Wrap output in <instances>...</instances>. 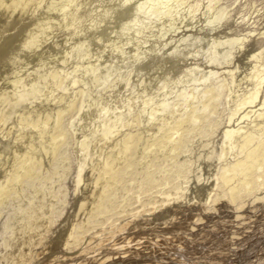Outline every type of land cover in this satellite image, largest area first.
Listing matches in <instances>:
<instances>
[{
  "label": "rangeland",
  "instance_id": "obj_1",
  "mask_svg": "<svg viewBox=\"0 0 264 264\" xmlns=\"http://www.w3.org/2000/svg\"><path fill=\"white\" fill-rule=\"evenodd\" d=\"M235 3L239 13L234 22H229L228 28L222 29L225 33L217 35L213 42H220L224 35L222 39L228 36L232 43L225 39L226 45H222L224 42L221 39L220 45L210 46L207 59H202V63L199 61L201 59L194 61L196 66L199 63L200 66H216L218 74L212 79V84L205 88L208 89L205 95L201 96L204 88L196 92L186 87L179 93L185 99V93L191 90L196 93L188 101V109L182 116L180 113H183L182 108L186 105L180 98L174 100L171 112H166L158 121L146 126L142 124L144 113L139 114L138 108L144 102V107L148 106L149 110L157 108L160 111L161 106L151 107V95L168 91L170 84L181 77L185 69L177 74L178 77L174 74L171 76L170 71L163 73L164 66L171 67L170 61L164 63L149 78L153 83H149L153 87L149 85L152 88L150 91L148 85L141 84L142 89L144 86L147 91L144 89L146 92L140 95V102L139 94H130V81L136 78L135 74L130 75V71L125 72L120 67V71L117 70L118 65L114 69L118 74L114 75L122 79L118 83L123 86L104 88L103 92L99 89L95 104L88 114H84L82 123L85 129L75 132L71 120L81 114L84 83L79 75L75 97L71 101L62 82L66 71L72 74L75 67H82L91 61L92 66L96 65L99 62L97 59L103 58V62L118 60H114L115 55L112 58L102 50L106 46L103 39L100 40L101 44L96 45L94 56H88L81 63L68 55L62 63L63 69L59 64L54 65L45 88V96L49 100L55 99L51 107L58 108L57 121L50 135L47 127L53 120L52 114H44V110H40L39 113L43 114L30 116L25 121L34 129L29 146H36L33 139L38 140L39 137L43 152L39 154L40 157H34V164L29 160L31 156L26 154L12 165L5 162L7 168L3 167L4 164L0 167L9 171L8 183L0 191V218L4 210L8 212L5 230H2L5 237L0 243V264H264V80L260 77L262 67L259 70V64L264 60V0H237ZM200 8L204 11V5ZM41 11L42 8H39L35 15L30 13L24 16L20 21V25L24 23L22 26L10 25L7 29L9 33H5L1 39L7 41L6 45L9 44L6 48L12 47L10 41ZM194 14L199 16L200 12ZM177 20L181 24L189 21L181 17ZM59 27L57 24L55 29L51 27L48 31L47 42L42 46L45 52L35 58L32 53L28 55L29 58L23 63L18 62L21 64H18L17 71L9 67V78L14 72H31L34 65L31 60L37 62L46 53L55 56L57 52L53 46L60 50L62 46L70 44L75 35L72 29L61 30ZM147 30L144 31V38L151 35ZM237 34H249L245 46L239 53H234L235 58L233 56L227 64H221L228 48L224 46L233 45ZM1 40L0 52L5 48ZM169 45L171 43L166 49L163 48L165 54L171 52ZM221 45L226 48V51L223 50L225 52L221 51L222 55L219 54V50L223 49ZM40 49L39 46L35 51ZM255 53L256 67L252 61ZM192 64L188 63L187 66ZM158 72L160 78L166 75L163 79L165 82L160 80ZM26 79V82L30 81V77ZM100 80L103 82L102 78ZM113 80L110 78V81ZM93 83L95 89V80ZM12 86L23 89L18 84ZM94 97L90 96L89 101ZM107 99L112 101L108 103ZM126 100H129L128 105H123ZM147 102L149 105L145 106ZM67 103L66 108L61 107ZM33 106L39 111V104ZM123 107H126L125 111L135 110L133 118L137 123L130 124L128 119L119 122ZM28 114L25 112V115ZM96 115L104 116L103 119L109 122L113 120V127L119 129L108 136L99 131L98 120L92 125L98 131L92 136L91 143L85 146L88 133L93 130L88 126L89 121ZM137 124H140L139 127ZM141 125L145 129L141 130ZM0 127H3L1 113ZM10 129H6L7 134H10ZM21 136L24 138L23 135L16 136L20 138L18 142L25 141ZM46 142L54 143V148L49 150ZM141 143L146 149L140 150ZM114 152L119 155L114 156ZM216 164L221 169L215 170ZM81 172L82 184L79 181ZM74 203L75 212L71 214ZM119 203L118 209L112 210ZM166 218H174L175 223L169 224ZM59 226L61 229L65 226L63 240L58 245H51V236H48L54 235ZM28 238L33 241L28 242ZM43 238H47L48 242L44 244Z\"/></svg>",
  "mask_w": 264,
  "mask_h": 264
},
{
  "label": "bare ground",
  "instance_id": "obj_2",
  "mask_svg": "<svg viewBox=\"0 0 264 264\" xmlns=\"http://www.w3.org/2000/svg\"><path fill=\"white\" fill-rule=\"evenodd\" d=\"M236 1L237 0H0V36H1L0 40L3 39L5 33H9L7 29L11 27L10 25H14L13 27H17L18 25H20V21H22L24 16L30 13H33V14L36 13L37 9L39 8H42L43 10L41 11L40 14H38L37 16H35L33 19L29 21V24L26 25L27 27L23 26L26 28L21 33L17 34L13 40L10 41L12 44V47L6 48V46L9 44L6 45L5 42L7 41L3 42L1 40L5 44L6 49L3 47V51L0 52V63L3 64L2 68L0 67L1 69L0 71V113H1V124L3 125L2 129H0V167H2L5 162L7 164L12 165V163L18 160V158H20L21 155L26 156V154L28 156H31L29 160H31L34 164L35 162L33 160L34 157L39 156V154L43 152V144L41 143L38 137V140L37 138H34L33 139L34 142L32 141L33 143H36V146H29L31 143L30 142L31 139L33 138L32 133L34 129L30 123L27 124V122L25 121L28 120L30 116L35 117L40 112V110H44L43 111L44 114L45 113L52 114L53 120L49 123V126L47 127L48 134L50 135L51 130L53 129L57 121L56 112L58 109V108L54 109L51 107L52 101H54L55 99L53 98V100H49L47 96H45L46 94L45 88L47 87V80H48V77L50 76L51 70L54 68L55 64H59L60 67L63 69L64 66L62 63L65 61V58L68 55H70L71 59L73 58V60L77 62L80 61V63L81 61L86 60L88 56L89 57L90 55L94 56L93 54L95 52L94 50L97 49L96 45L101 44L100 40H103V39L106 40L105 48L107 50L105 48L102 50L103 51L105 50L106 54L108 53L109 56H111L112 58L115 55L114 60L117 59L118 61L117 62L106 61L107 59H105L104 57V61H106L107 63L103 62V58L97 59V61L99 62L97 64L95 63L96 65H93V66H92V61L90 63L86 62V64L83 65L82 67L80 65L81 68L75 67L72 70V74L71 73L69 74L66 71V74L64 77L65 80L62 81L65 85L64 90L68 92L70 98L72 99L71 101H73L75 97L74 92L76 91V88H75V85L77 82L76 79L79 75L83 77L82 81L84 83V92H83L84 96H83V101H82L81 110H80L81 114H79L78 117H74L71 120V126L75 132H82L83 129H85L84 124L82 123L84 121L83 119L84 114L86 113L88 114L91 109L90 107L95 104V99L98 96L97 94H99L98 93L99 89L101 91L104 88L107 89L109 87H116V86L122 87L123 86V84L122 85L119 84L121 83L119 81H121L122 79H118L116 77L117 75H114V74H118L117 71H114V69L118 65L119 66L117 70L120 71V69L121 70L124 69L125 72L130 71V75L135 74L134 77L136 76V78L131 79L130 81L131 82L130 87L132 89L130 87H128V89L130 88V91H132L130 94H139V96L142 93H144V91L146 90L145 89L146 87L144 86L143 88L145 90L142 89L141 84L148 85V88H149L148 91H150V88L152 87L153 83L150 82L151 80L149 78H151V76L153 75V72H157L158 68L160 66L163 67V64L166 63L167 61L168 62L170 61L169 65H171V67L164 66L165 69L163 68V70H165V72L163 73L165 74L166 73L168 74V72L170 71L171 76L173 74L174 76H176L179 73L181 74V71L185 69V72H182L184 76L182 75L178 79L176 78V81L174 83L171 82L172 84H170L168 91L151 95L152 96L150 97L151 99L150 102L152 103V105L150 103L151 107L153 105L161 106L162 108L160 111H157L156 110L157 108H155V109H151L153 111L151 112V110H149L147 106V104L149 105V102L145 103L146 104L145 106H147V108L144 107V102H141V99H142L141 96H140V102L141 104L142 103L143 104L141 105L140 108H138V110H140L139 114H141V112L144 113L142 114L143 123L142 122L141 123L145 124L146 126L148 124H152L158 121V119L162 117L163 115H165L166 112L168 111L171 112V108H172V105L174 104L173 103L174 100H176V98H180L182 101H184L183 105H186L185 107L182 108L183 113H180V115L182 116L184 114V111L188 109L187 103L190 100V98H192L193 96H196V93L194 91L199 92L202 90V88L205 89L207 86L212 84V82L214 81L212 79L215 78L218 74L216 66L211 65V64H206V66H200V63L199 65L196 66L194 61L201 59L199 61H201L202 63V59H207L206 58L208 56L207 52H210L209 50L210 46L221 44L220 42H221V39L224 37V35L222 36V38L219 37L221 38L219 40L220 42H217V41H216L217 43H213V42L216 40L217 35H221L223 33L222 29L224 27H227L229 22L233 21L235 19L236 14L239 13V10L237 6L235 5ZM202 5H204V11H202L201 8L199 9V7ZM197 11L200 12L199 16L194 14ZM178 17H181L185 20L187 18L189 19V21H183L181 24L179 22L180 20L179 21L177 20ZM23 24H21L20 26H22ZM57 24L60 26L59 29L61 30L72 29L71 31H73L75 35H73L74 38L70 40V44L62 46L60 50H57L56 46H53L54 50L57 52L55 56L49 53H46L45 56H41V59L44 60L43 63H41L42 62L41 59L37 62H34L33 60H31V62L34 63L31 72H27L24 70L19 71L18 73L14 72V75L9 78L8 72L10 71L9 69L10 66H12L13 69L17 71L19 67L18 64H21L25 60H27L29 58L27 57L28 55L30 56V54L32 53L33 57L35 58L36 55H38L39 53L45 52L42 46L45 42H47L46 40L47 33L51 29V27L56 28ZM155 28L156 29L159 28L157 31L158 33L154 31ZM147 29L151 32V35L149 36V38H144L143 35L146 34V33L144 34V31ZM177 31H181V32H179V34L176 33L177 35L172 34V32H177ZM262 33L264 34V31ZM100 34L102 37L100 36ZM168 34H171V35H169L170 37L168 36L166 38ZM249 34H239V35L237 34L236 38H234L233 40V45L230 44L231 45L230 47L224 46L226 48L228 47L229 49L227 48V52L224 53L226 54V56L223 54L225 56V60H223V62H221L223 56L220 57L221 64L222 63L227 64L231 60V58L234 56V53L235 54L236 52L239 53V51L243 48V46H245L246 44L245 42L248 39ZM67 35H71V34H67ZM169 38L171 41L170 42L171 46L169 45L171 47L170 48L171 52H167L169 54H165L166 51H163L164 50L163 48L165 47L166 49V46L170 44ZM225 39L224 40L222 39L224 42V44L222 45H226ZM228 39L227 41L229 43H232L231 40L229 41ZM178 45H184V46L179 47ZM222 45L221 47L223 48ZM39 46L41 47V49L37 50L38 52L37 53L35 50ZM226 48H223V49L220 48L221 50H219L220 52L219 54L222 55V53L226 51ZM262 48L264 49V44ZM263 49H260V50L262 51ZM167 51H170V50L167 49ZM221 51L223 52L221 53ZM105 52L100 53V54H105ZM216 52L218 53V50ZM153 55H156V56H153ZM255 55L256 53L253 55V57ZM217 56L216 58H218ZM44 57H46V59ZM262 58H264V56H262ZM218 61L219 60H217V62ZM252 61H253V64H255V57H254V60ZM18 62H21V63H18ZM191 62H193V64L188 67L187 64L188 63L190 64ZM46 65L48 66L50 65V68L48 69L47 68L48 66ZM254 67H256V64L254 65ZM260 67H262L261 73L259 71L258 72L260 73V77H262V79L264 80V60L261 64H259V70H260ZM163 73L161 74L162 76L164 75ZM158 75H159L158 77L160 78V72H158ZM164 76L160 78V80L162 79L161 81H164L163 80ZM29 77H30V81L26 82L27 80L26 78H29ZM100 78L103 79V82H100L101 81ZM110 78H114L115 80L110 81ZM159 78H156V79H159ZM3 79H5V81H2ZM94 80L96 83L95 89H93ZM156 82L157 84H159L158 81ZM5 83L11 84V85L4 86L3 84ZM128 83H129V79H128ZM149 83L150 84L152 83V85H150ZM12 84L21 85L23 86V89H15L12 86ZM186 87L188 89L189 87H191L192 89H194V91L191 90L187 92L188 94L185 93V95H187V98L185 99L179 96V93L182 92L183 89ZM255 87H256V90H258L257 86ZM253 90H255V88L252 89V91ZM103 91L104 90H102V92ZM206 91H208V89H205V91L203 92V94H201V96L205 95ZM252 91L250 90L251 93ZM238 93L235 95H238ZM93 95H95V97L93 98L92 101H89V97ZM146 96L148 97V95ZM247 97H248V94H247ZM233 98H236V97H233ZM253 98H255V95L253 96ZM107 100H108L107 101L108 103L109 101L110 102L112 101V99L111 100L107 99ZM128 103H129V100H126V102L124 101L123 105H128ZM35 104H39V107H38L39 111H37L36 107L33 106ZM68 104L69 103L64 104L61 107L66 108V105ZM142 106L144 107V109ZM123 109L124 111L123 112L121 111L122 116L119 117L120 118L119 122H121V120L126 122L125 120L128 119V123L130 122V124H133L136 120L133 118L135 116L134 114L135 110L130 109V110L125 111L126 107H123ZM147 110H149L150 112L148 113ZM25 112L29 114L25 115ZM43 113H39V114H43ZM104 116H108V115L105 114ZM103 118L98 117L96 115V116H93V119L89 121L90 125L88 126H91L93 130L88 133L89 137L87 139V144H85V146L91 143L90 141L92 139V136H94L96 132L98 131L97 130L98 128L92 126L98 120L100 121V125H98V127H100L99 131L101 130L108 136L111 135L113 131L119 129V128L115 129V127H113L112 125L113 120L112 122H109L107 120H104ZM137 125L139 127L140 124H137ZM145 126L141 127V130H143V128L145 129ZM10 127H11L9 131L10 134H7L6 129ZM17 135H23L24 138H22V136L21 138L25 139V141L27 139L28 141L18 142V139L20 138H16ZM154 135L155 134H152L151 136H154ZM46 144L49 150H52L54 148V143L52 144V142H49V143L46 142ZM144 148L146 149V147H144V145L141 143L140 150H143ZM17 150H20L22 152L18 153ZM118 155H119L118 152L117 153L114 152V156L117 157ZM4 165L5 166L3 167L7 168L6 164ZM214 168L216 170L220 168V166L216 164L214 165ZM84 169L85 167H83V170ZM4 170L3 168H0V174H1L0 175L1 177L0 178V191L3 190L6 187V184L8 183V177H9L8 172L9 171L6 172ZM82 172L79 173V181L81 182V184H82L81 177L83 174ZM98 172H100V170ZM18 175H20V173H18ZM120 205L121 204L119 203L112 210H114L115 208L118 209V206ZM75 206L76 204L74 203V209L71 207L73 211L70 210L71 214H74L75 208H76ZM102 208L104 209V207ZM7 213L8 212L4 210L0 218L2 219V223L0 224V227H1L0 228V243L4 241L2 238L5 237L4 235L5 232L3 233L2 230H5L3 228L6 222L5 219L7 218L6 217ZM105 214L107 213H104L103 215ZM166 222H168L169 224L175 223L174 218H166ZM68 227L69 225H67L66 230L68 229ZM63 231H65V226H64V229L60 228L56 230V233H54V235H49L48 237L51 236L49 238V243L51 245L60 244L64 236ZM32 238L34 237H31V239ZM29 241H33V240L29 239L28 242ZM46 241L48 242L47 238L44 241V244ZM30 243L32 244V242ZM31 244H29V246H31ZM25 245H27V243ZM20 248H21V245H20ZM30 248L28 251H30ZM18 256L19 254H17V257ZM17 259H20V258H17Z\"/></svg>",
  "mask_w": 264,
  "mask_h": 264
}]
</instances>
